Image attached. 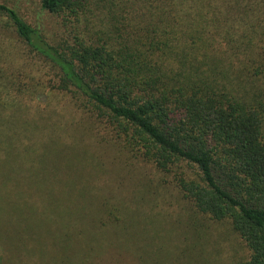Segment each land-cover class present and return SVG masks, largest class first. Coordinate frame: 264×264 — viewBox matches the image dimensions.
<instances>
[{"label":"trees","instance_id":"obj_1","mask_svg":"<svg viewBox=\"0 0 264 264\" xmlns=\"http://www.w3.org/2000/svg\"><path fill=\"white\" fill-rule=\"evenodd\" d=\"M39 3L66 34L59 46L0 11L58 69V95L102 129L104 144L159 180L118 201L107 185L122 180L120 166L75 133L65 142L49 115H29L35 86L0 68V264H137L133 250L153 240L171 262L209 264L215 223L241 241L236 264H264V0ZM53 155L78 163L73 185L94 220L51 196L56 176L72 175ZM169 194L184 202L179 212Z\"/></svg>","mask_w":264,"mask_h":264},{"label":"rangeland","instance_id":"obj_2","mask_svg":"<svg viewBox=\"0 0 264 264\" xmlns=\"http://www.w3.org/2000/svg\"><path fill=\"white\" fill-rule=\"evenodd\" d=\"M0 5L15 10L27 24L38 30L51 45L59 46L63 42L66 36L63 28L53 16L41 9L39 0H0ZM0 57L2 58L0 68H3L7 75L17 77L20 84L27 83L35 86L36 90L33 97L25 96V101L23 102L28 107L29 115H38L36 111L49 115L51 118L49 121L50 125L60 132L61 139L65 142L69 143L72 133H75L78 137L82 138L83 144L88 145L92 153L103 150L102 155L106 162L108 164L112 162L109 164V167L113 163H117L120 166L117 173H119L122 180L116 184L108 183L107 185V187L117 190L116 194L120 192L117 195L118 201H123L128 190L132 189V184L135 186V190L140 192L144 189L145 184L149 183L151 185V179L155 181L159 180L158 174L152 168L144 167L143 164L130 162L126 160L124 155L117 154L114 149L115 147L110 144H104L102 129L93 126L92 122L87 118L88 115H84L82 111H79L73 104H70L68 98L58 95L60 72L54 65L33 51L17 36L9 19L2 11H0ZM29 77L33 79L29 80ZM50 84L54 86L51 88L49 87ZM25 105H22L23 108L26 107ZM104 145H106L105 150ZM51 161H55L58 169L62 164H65L67 172L72 170L70 180H65L59 175L56 176L53 186L55 190L53 195H51L53 199H59L71 206L75 219L81 221L94 220V205L87 202V200L85 202L82 196L81 200L77 199V195L81 189L73 185V183H76L77 175L80 171L77 167L78 163L61 155H53ZM46 164V159H43L40 164L41 168ZM42 177L47 179L45 174ZM105 180L107 182L109 178ZM170 196L167 198L172 203L169 209L171 208V211L177 210L179 212V208L184 202L173 196L170 198ZM181 213L174 215L175 223L184 218ZM164 239L161 238L159 242H164ZM213 242L214 244H212ZM157 243L158 240L156 242L153 240L152 245L148 247L147 244L142 242L139 245V249L135 248V251L133 250L131 255L136 258L137 264H176L175 261L171 262V249L168 245ZM241 248V241L232 235L226 225L215 223L214 234L210 237L205 251L215 249V253L210 256L209 264H236L245 256V250L242 251ZM204 256L207 258L206 253ZM202 259L203 257L200 256L198 261L202 262ZM125 260L123 258V262ZM192 261L189 260L188 263L190 264Z\"/></svg>","mask_w":264,"mask_h":264}]
</instances>
